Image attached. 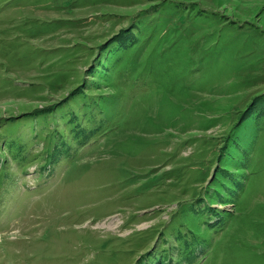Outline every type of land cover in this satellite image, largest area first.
Listing matches in <instances>:
<instances>
[{"label": "rangeland", "instance_id": "obj_1", "mask_svg": "<svg viewBox=\"0 0 264 264\" xmlns=\"http://www.w3.org/2000/svg\"><path fill=\"white\" fill-rule=\"evenodd\" d=\"M0 264H264V0H0Z\"/></svg>", "mask_w": 264, "mask_h": 264}]
</instances>
